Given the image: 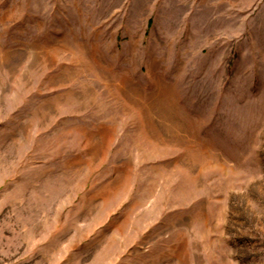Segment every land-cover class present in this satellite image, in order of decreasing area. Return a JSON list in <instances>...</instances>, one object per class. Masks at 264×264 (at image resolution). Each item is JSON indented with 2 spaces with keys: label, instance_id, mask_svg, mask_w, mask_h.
Instances as JSON below:
<instances>
[{
  "label": "rangeland",
  "instance_id": "374dc122",
  "mask_svg": "<svg viewBox=\"0 0 264 264\" xmlns=\"http://www.w3.org/2000/svg\"><path fill=\"white\" fill-rule=\"evenodd\" d=\"M0 264H264V0H0Z\"/></svg>",
  "mask_w": 264,
  "mask_h": 264
}]
</instances>
